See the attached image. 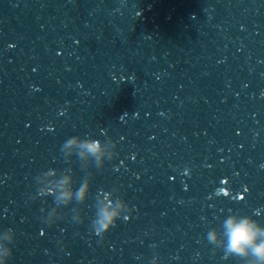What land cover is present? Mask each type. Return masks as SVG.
<instances>
[{
    "label": "clouds",
    "instance_id": "9594fccd",
    "mask_svg": "<svg viewBox=\"0 0 264 264\" xmlns=\"http://www.w3.org/2000/svg\"><path fill=\"white\" fill-rule=\"evenodd\" d=\"M117 147L118 141L111 137L100 140L93 138L91 134L74 135L61 144L59 151L63 158L71 161L75 156L85 175L79 180L78 187L72 167L63 169L50 167L41 170L34 177L36 191L31 195V200L49 196L53 200L54 206L41 209V220L45 225L53 226L57 221L67 219L65 208L69 209L71 223L79 225L85 222L84 206L89 200L95 175L91 169L103 170L107 163L118 155ZM261 167L264 168V165ZM189 171L185 169V174ZM217 195H228V192L226 188L220 187L217 189ZM239 200H244V197H239ZM92 207L94 215L90 219L89 231L99 237L101 243L116 227L118 220L128 221L135 211V206L130 207L120 194V189L116 187L110 190H97ZM258 215V211L251 215L230 211L220 222L219 227L209 228L205 239L212 245L213 252L220 250L223 259L236 258L241 264H264V224L254 218ZM16 239L13 228L8 227L0 231V264H9ZM152 248L155 249L156 245H152ZM150 264H161L159 253L152 256Z\"/></svg>",
    "mask_w": 264,
    "mask_h": 264
}]
</instances>
